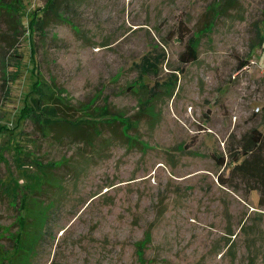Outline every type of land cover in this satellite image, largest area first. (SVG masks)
<instances>
[{
	"label": "rangeland",
	"instance_id": "rangeland-1",
	"mask_svg": "<svg viewBox=\"0 0 264 264\" xmlns=\"http://www.w3.org/2000/svg\"><path fill=\"white\" fill-rule=\"evenodd\" d=\"M46 1L23 0L20 75L9 94L0 87V148L8 160L0 162V264L19 227L20 201L5 188L10 171L18 176L10 149L18 142L44 163L62 161L51 170L59 186H46L40 198L51 207L30 264H141L142 243L147 264H264L259 190L220 180L242 137L252 129L264 134V0H239L219 14L223 0H73L66 16L85 38L68 22L32 32L29 21L44 14ZM181 22L199 50L187 65ZM10 25L4 14L0 29ZM145 56L155 65L146 82L174 87L171 97L145 105L148 115L142 96L130 91ZM241 61L248 64L240 68ZM1 66L0 52V83ZM37 69L55 76L72 100L108 104L135 121L128 134L141 146L109 129L107 146L102 138L90 146L41 137L30 119H19Z\"/></svg>",
	"mask_w": 264,
	"mask_h": 264
},
{
	"label": "trees",
	"instance_id": "trees-1",
	"mask_svg": "<svg viewBox=\"0 0 264 264\" xmlns=\"http://www.w3.org/2000/svg\"><path fill=\"white\" fill-rule=\"evenodd\" d=\"M71 1L73 0H47L44 14L34 15L29 21L30 30L43 34L52 22H68L72 25L76 35L85 38L82 29L66 16L64 5H69ZM238 3L239 0H223L217 3L216 12L219 14L220 11L225 12L235 8ZM23 6V0H0V19L4 14L12 19L10 27L6 30L0 29V42H4V45L0 47L2 58L0 87L5 94L11 92V84L20 75L22 67V54L17 50L16 41L22 34L23 23L19 18L16 19V15H21ZM178 37L181 41L188 37L185 50L180 54L181 63L187 65L195 62L199 57L198 44L192 31L182 22L178 27ZM53 39L58 40L56 37ZM6 48L13 50L11 54H8ZM34 54L35 48L32 50V57ZM247 64L248 61H241L239 67L244 68ZM153 66L155 65L145 56L138 65L140 73L138 84L130 90L142 96L144 100L143 104L141 103L142 114L145 115H148L145 110L146 104L165 95L171 97L174 93V87L170 89L172 81L156 83L154 86L146 82L144 77L152 73ZM19 119H30L41 137L58 143L71 138L72 141L95 146L97 139L102 138V141L106 142V145H102H111V139L104 136L105 130L109 129L111 134L123 135L129 147L142 144L136 135L128 134L135 121L122 114L111 113L108 104L96 105L95 101L72 100L67 95L65 87L57 82L55 76L48 78L39 69L36 71L32 89L26 95L25 105L20 110ZM240 141L237 151L230 152V157L234 162L233 168L227 177H220V180L233 188L244 184L248 190H259L258 203L264 206V134L258 129H252ZM10 149L15 150L14 160L18 176L10 171L5 188L13 199L20 201V212L16 221L19 227L16 232L12 233L14 247L6 255L8 260L6 264H30L36 246L44 234L48 211L51 207L50 203H45L40 198L46 186H59V180L51 170L60 167L62 161L44 163L19 142ZM97 149H101V144ZM5 150H7L5 146L0 148V162L8 161L4 156ZM218 163L225 164L224 157H218ZM33 167L36 169L34 170ZM21 180L23 183L20 182ZM149 238L147 235L144 241L147 242ZM144 246L142 243L137 247L141 264H147L144 257Z\"/></svg>",
	"mask_w": 264,
	"mask_h": 264
},
{
	"label": "built area",
	"instance_id": "built-area-1",
	"mask_svg": "<svg viewBox=\"0 0 264 264\" xmlns=\"http://www.w3.org/2000/svg\"><path fill=\"white\" fill-rule=\"evenodd\" d=\"M257 110H259V108H257Z\"/></svg>",
	"mask_w": 264,
	"mask_h": 264
}]
</instances>
